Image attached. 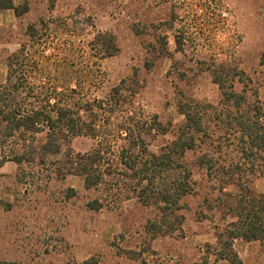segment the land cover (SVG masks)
<instances>
[{
	"label": "rangeland",
	"instance_id": "1",
	"mask_svg": "<svg viewBox=\"0 0 264 264\" xmlns=\"http://www.w3.org/2000/svg\"><path fill=\"white\" fill-rule=\"evenodd\" d=\"M14 2L16 5L27 3L29 10L17 16L12 9H0V86L7 79L9 56L23 44H30L27 35L30 23L38 24L41 19L55 21L60 39L54 42V34L44 35V42L52 46L47 54L65 46L64 38H69L70 42L72 40L69 57L76 66L88 63L89 43L95 34L113 33L119 53L103 59L99 69L95 66V73L99 70L101 77L93 84L86 83L83 92L91 97L105 98L123 79L136 77L140 91L135 108L147 116H156L168 130L164 134L153 132L149 138L152 151H159L175 138L177 127L184 120L178 109L179 100L190 97L220 104L221 90L213 82L211 73L203 69V60L218 56L219 61H226L235 57L249 77L245 84L236 85L237 90H247L251 100L264 101V65L260 61L264 52V0H215L209 10L205 9L207 0ZM173 12L176 17L183 18V22L176 20L174 28L168 23ZM195 13L217 17L223 14L222 27L213 33L210 31V37L214 35L212 41L202 33L198 48L189 42L184 51H179L175 31L183 23L192 22ZM78 20L89 23L86 31L70 36L69 29L82 28ZM159 35L167 37L169 55L160 56L148 68L146 62L153 58L149 50L153 51L151 44L159 46ZM218 117L215 114L211 119ZM215 126L223 132L222 143L219 139L215 142L218 147L222 145L220 161L238 158L233 137L226 136L223 127ZM45 136V133L38 135V141ZM95 142L89 136H79L64 145L60 154L45 158L44 163L18 164L9 159L3 164L0 168V261L194 264L208 258L207 264H231L217 259L215 254V248L220 246L217 234L230 221L224 219L226 198L219 196L220 183L194 165L198 150L188 151L185 156L193 169L195 190L182 200L179 215L183 218L170 219V223L160 229L157 207L141 204L136 198L122 202L118 194L107 195L102 188L86 189L79 176L57 177V172L65 171V164L60 161L65 159L67 151L85 153ZM218 147L214 146L216 150ZM262 156L264 153L251 156L250 161H256L257 165L254 171L245 169L248 174L243 176L245 184L258 193H264ZM228 190L238 191L234 185L228 186ZM95 199L103 203L101 209L89 207ZM236 249L245 264H264L259 241H237Z\"/></svg>",
	"mask_w": 264,
	"mask_h": 264
},
{
	"label": "trees",
	"instance_id": "2",
	"mask_svg": "<svg viewBox=\"0 0 264 264\" xmlns=\"http://www.w3.org/2000/svg\"><path fill=\"white\" fill-rule=\"evenodd\" d=\"M214 1L207 0L205 9H212ZM0 9H12L20 16L29 10V5L0 0ZM176 16L173 12L168 22L172 28L177 19L183 22V18ZM222 17L223 14L217 17L195 13L192 22L183 23L175 31L177 50L184 51L189 42L198 48L202 33L212 41L214 35L210 37V31L222 27ZM77 22L82 28L69 29L70 36L86 31L88 22ZM58 31L55 21L41 19L38 24L30 23L27 28L30 44H23L8 58L7 79L0 86V168L9 159L18 164L44 163L45 158L60 154L63 146L74 138L89 136L96 141L94 147L85 153L67 151L60 161L65 164V171L57 172V177L79 176L86 189L102 188L107 195L118 194L122 202L136 198L141 204L155 206L162 229L170 219L183 218L179 215L182 200L195 190L193 169L185 156L188 151L198 150L194 165L220 183L219 196L226 198L224 219H230L217 234L220 239V246L215 248L217 259L245 264L236 249L237 241H259L264 253V193L245 184L243 177L257 165L256 161H250L251 156L264 153V101L251 100L247 90H237L236 85L245 84L249 77L236 58L219 61L218 56H213L209 61H201L221 90L220 104L190 97L179 100L178 109L184 120L173 141L155 152L150 149L149 138L153 132L164 134L168 130L156 116H147L135 108L140 91L136 77L123 79L105 98L83 92L86 83L93 84L101 77L99 70L95 73V66L99 69L103 59L119 53L115 35L95 34L89 43L88 63L76 66L69 57L72 50L69 38H64L65 46L47 54L52 46L44 42V35L54 34L55 42L60 39ZM158 42L159 46L151 44L153 51L149 52L153 58L146 62L148 68L160 56L169 55L167 37L159 35ZM260 61L264 65V52ZM215 114L219 116L214 119L216 122L211 119ZM215 125L223 127L226 136L233 137L238 158L220 161L222 145L218 147L215 142L219 139L222 143L223 132ZM43 133L45 139L39 142L38 135ZM260 158L264 165V156ZM230 185L238 191H229ZM89 207L98 210L103 203L95 199ZM207 263L208 258H204L194 264ZM0 264L24 263L2 260Z\"/></svg>",
	"mask_w": 264,
	"mask_h": 264
},
{
	"label": "crops",
	"instance_id": "3",
	"mask_svg": "<svg viewBox=\"0 0 264 264\" xmlns=\"http://www.w3.org/2000/svg\"><path fill=\"white\" fill-rule=\"evenodd\" d=\"M227 261V260H226Z\"/></svg>",
	"mask_w": 264,
	"mask_h": 264
}]
</instances>
